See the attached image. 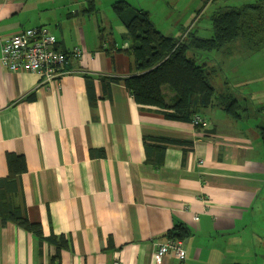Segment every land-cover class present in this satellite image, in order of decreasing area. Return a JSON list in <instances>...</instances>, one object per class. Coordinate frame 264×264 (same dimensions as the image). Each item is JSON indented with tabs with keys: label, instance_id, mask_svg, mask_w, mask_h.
Listing matches in <instances>:
<instances>
[{
	"label": "crops",
	"instance_id": "0c3cea01",
	"mask_svg": "<svg viewBox=\"0 0 264 264\" xmlns=\"http://www.w3.org/2000/svg\"><path fill=\"white\" fill-rule=\"evenodd\" d=\"M86 3L0 0V46L25 28L45 26L58 50L85 52L68 54L64 74L51 82L0 64V178L9 174L8 153L24 156L26 170L10 201L24 207L44 236L67 241L56 256L54 243L0 222V264H180L171 253L153 257L178 223L190 233L183 242L187 264H264L263 108L243 123L255 100V91L243 86L257 76L264 83L262 67L249 73L243 64L264 49L240 48L243 68H230L240 76L215 90L242 101L247 113L234 119L214 101L205 108L208 118L200 113L204 122L197 129L137 104L122 81H110L134 73L131 57L113 49L129 41L125 33L123 41L115 38L109 24L101 43L98 19L84 11ZM196 57L201 64L212 61ZM163 92L174 94L167 87ZM145 136L187 143L168 144L159 162L154 150L151 163Z\"/></svg>",
	"mask_w": 264,
	"mask_h": 264
},
{
	"label": "trees",
	"instance_id": "16d2710c",
	"mask_svg": "<svg viewBox=\"0 0 264 264\" xmlns=\"http://www.w3.org/2000/svg\"><path fill=\"white\" fill-rule=\"evenodd\" d=\"M229 0H203L210 2L215 9L210 14L212 34L210 37H198L190 29L182 38H173L157 29L150 19L149 12L132 6L126 0H116L111 4L113 14L125 28V37L129 44L123 48L131 57L134 73L125 77L109 78L110 81H122L134 101L142 106H154L161 110L167 119L191 122L200 110L209 107L214 101L234 119H240L247 106L236 98L215 93L211 79L217 72L215 66L198 63L196 55L207 54L238 43L243 52L255 53L264 49V0H244L238 5L225 4ZM85 12L97 11L95 0H86ZM219 2V3H216ZM223 2V5L220 3ZM99 39L102 43L106 34L100 28ZM193 52L190 56L188 51ZM107 53L111 48L106 49ZM90 101L94 94L87 79ZM167 87L174 94L168 97L163 89ZM169 98V99H168ZM202 125H196L199 129ZM259 135L264 145V127H259ZM163 144H154L152 142ZM187 143L186 140L168 137H144V151L147 161L156 163L162 160V152L168 144ZM156 151V157L152 154ZM9 174L0 178V222H12L38 238L54 243L57 254L67 246L63 235L44 236L41 225L30 221L25 209L14 204L9 196L17 193V176L26 170L24 156L7 154ZM189 230L178 223L166 233V239L182 240L189 236ZM241 264V263H231Z\"/></svg>",
	"mask_w": 264,
	"mask_h": 264
},
{
	"label": "rangeland",
	"instance_id": "374dc122",
	"mask_svg": "<svg viewBox=\"0 0 264 264\" xmlns=\"http://www.w3.org/2000/svg\"><path fill=\"white\" fill-rule=\"evenodd\" d=\"M134 7L142 8L147 10L150 15V19L153 21L155 27L163 33L169 34L173 38H182L186 33L192 29L198 37L207 38L212 34V25L210 20V14L215 9V5L210 2L204 4L203 0H126ZM110 0H95L96 15L100 28L107 30L108 25L112 27L114 37L120 41H123V34L125 28L119 19L113 14L111 10ZM243 2L237 0L226 1L225 4L238 5ZM219 3V2H216ZM223 5V2L220 3ZM226 48H233L228 51L216 50L204 54L206 59H212L208 65L215 66L217 69L214 75L212 85L215 90L220 91L221 89L232 85L233 81L240 76L238 73L230 72V68L233 66L240 67L239 61V50L242 48L238 43L227 46ZM264 52V51H263ZM192 55L193 52L188 51V55ZM190 55V56H191ZM259 59L252 61H246L243 66L246 68L244 71L249 73L255 72L257 74L261 67L264 69V53L258 55ZM199 63V61H198ZM240 67V68H243ZM264 76V74H263ZM225 77H228L226 79ZM262 78V77H261ZM261 78L256 79V83H248L243 86L245 89H253L255 91L254 101L249 105V111L242 112L245 115L243 123L248 122L247 120L254 117L250 116L254 114V110L262 109L264 112V83L261 85ZM225 81H227L225 83ZM242 103V101H240ZM243 104V103H242ZM215 110V109H214ZM218 110V109H217ZM200 113L208 118V113L205 108L200 110ZM258 113V112H257ZM242 118V117H241ZM240 118V119H241Z\"/></svg>",
	"mask_w": 264,
	"mask_h": 264
},
{
	"label": "built area",
	"instance_id": "2783aa9c",
	"mask_svg": "<svg viewBox=\"0 0 264 264\" xmlns=\"http://www.w3.org/2000/svg\"><path fill=\"white\" fill-rule=\"evenodd\" d=\"M84 53L77 47L69 52L58 50L55 36L47 27H28L4 39L0 46V64L11 71L35 72L42 82H51L64 74L68 54L82 57ZM191 122L202 125L204 121L195 115ZM167 253H171L180 264H187L182 240L166 239L156 246L153 257L159 260ZM111 264H120V260L115 259Z\"/></svg>",
	"mask_w": 264,
	"mask_h": 264
}]
</instances>
